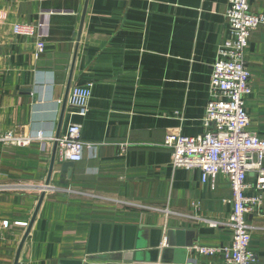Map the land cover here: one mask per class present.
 Returning <instances> with one entry per match:
<instances>
[{
    "label": "crops",
    "instance_id": "crops-1",
    "mask_svg": "<svg viewBox=\"0 0 264 264\" xmlns=\"http://www.w3.org/2000/svg\"><path fill=\"white\" fill-rule=\"evenodd\" d=\"M84 3L0 0V133L44 137L23 148L0 144V186H10L0 191V264L14 263L42 194L18 264H216L194 247L231 243L229 227L206 222L229 218L227 179L202 184L197 170L172 167L163 144L206 131L211 65L231 38L228 0H88L77 41ZM248 5L264 16V0ZM16 25L39 32L41 54L37 34L16 35ZM246 65L248 131L264 139V24L250 33ZM69 78L68 96L90 87L84 116L67 101L62 108ZM72 124L94 146L70 177L55 153L45 189L53 139ZM262 196L248 218L255 264H264Z\"/></svg>",
    "mask_w": 264,
    "mask_h": 264
},
{
    "label": "built area",
    "instance_id": "built-area-1",
    "mask_svg": "<svg viewBox=\"0 0 264 264\" xmlns=\"http://www.w3.org/2000/svg\"><path fill=\"white\" fill-rule=\"evenodd\" d=\"M225 18L231 38L220 46L217 58L211 65L210 101L203 118L206 131L198 137L168 135L163 146L171 151L173 168L197 170L202 184L213 181L220 174L225 176L230 186L232 210L227 222H206L211 227H229L232 232L231 243L217 248L196 246V253L216 257V264H255V255L250 250L253 229L248 218L259 211L262 204L264 139L248 131L245 100L251 93V75L246 65V51L250 33L264 24V16L251 13L248 0H228ZM13 31L21 36L37 34L35 47L38 54L42 53L44 43L33 26L16 25ZM89 97V86L73 87L67 103L76 110L75 115L84 116ZM80 134L81 127L72 124L63 135L53 139L57 144L56 156L59 161L79 162L83 152L93 148L94 145L81 140ZM42 140L44 137L41 133L36 136L22 135L15 131L0 133L2 145L23 148ZM120 147L123 149V146ZM250 174L253 177L252 183L248 182ZM7 189L10 186H0V191ZM14 225L27 226L25 223ZM1 227L7 229L9 225L2 221ZM184 264L200 263L188 260Z\"/></svg>",
    "mask_w": 264,
    "mask_h": 264
},
{
    "label": "water",
    "instance_id": "water-1",
    "mask_svg": "<svg viewBox=\"0 0 264 264\" xmlns=\"http://www.w3.org/2000/svg\"><path fill=\"white\" fill-rule=\"evenodd\" d=\"M87 2H88V0H85L84 6H83V11H82V15H81V22H80V27H79L77 41L79 40V37H80L82 23H83L84 16H85V13H86ZM76 48H77V45H76ZM74 58H75V53L73 55V59H72L71 66H73ZM70 82H71V79L69 78L68 81H67V84H66L65 95H64V99H63V103H62L63 110H64V107L66 105L67 96H68V92H69V89H70ZM58 137H59V133H56L55 138H58ZM56 148H57V144H56V142H54L53 143V154H52V157L50 159L48 177H47V179L45 181V185L46 186L49 184L50 176H51V173H52V170H53V167H54ZM73 166H74V164L71 163V162L64 161L63 163H61L60 164V171L62 173V177H65V176L70 177V173L68 172V169H71ZM250 176H252V174H250ZM64 182L65 181H63V183ZM43 197H44V194H42L40 196L39 200H38V203L36 205V208L34 210V213H33L32 217L30 219V222L28 224V227H27V229H26V231H25V233H24V235L22 237V240H21V242H20V244L18 246L17 253H16V256H15V259H14V263L13 264H18L20 251L22 249V246L24 244V241L26 240V238H27V236H28V234H29V232L31 230L32 224H33V222H34V220L36 218V215H37L38 210L40 208V205L42 203Z\"/></svg>",
    "mask_w": 264,
    "mask_h": 264
},
{
    "label": "rangeland",
    "instance_id": "rangeland-1",
    "mask_svg": "<svg viewBox=\"0 0 264 264\" xmlns=\"http://www.w3.org/2000/svg\"><path fill=\"white\" fill-rule=\"evenodd\" d=\"M262 201H263V199H262Z\"/></svg>",
    "mask_w": 264,
    "mask_h": 264
}]
</instances>
